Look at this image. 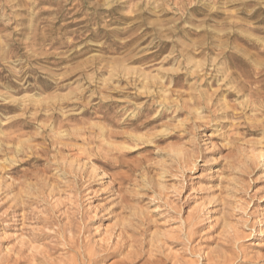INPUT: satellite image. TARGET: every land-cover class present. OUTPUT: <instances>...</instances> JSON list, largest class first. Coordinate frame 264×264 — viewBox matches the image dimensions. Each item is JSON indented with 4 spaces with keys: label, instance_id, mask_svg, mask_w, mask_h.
Masks as SVG:
<instances>
[{
    "label": "rangeland",
    "instance_id": "374dc122",
    "mask_svg": "<svg viewBox=\"0 0 264 264\" xmlns=\"http://www.w3.org/2000/svg\"><path fill=\"white\" fill-rule=\"evenodd\" d=\"M0 264H264V0H0Z\"/></svg>",
    "mask_w": 264,
    "mask_h": 264
}]
</instances>
